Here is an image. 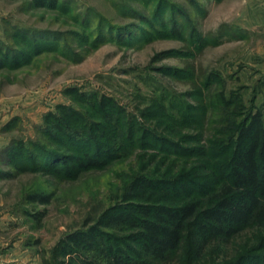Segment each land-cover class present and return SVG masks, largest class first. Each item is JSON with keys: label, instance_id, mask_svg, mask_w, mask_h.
Segmentation results:
<instances>
[{"label": "rangeland", "instance_id": "obj_1", "mask_svg": "<svg viewBox=\"0 0 264 264\" xmlns=\"http://www.w3.org/2000/svg\"><path fill=\"white\" fill-rule=\"evenodd\" d=\"M37 2L0 0V264H84L89 253L68 236L89 231L106 208L126 209L122 187L149 154L158 151L153 167L167 153L186 159L173 148L207 144L221 93L237 122L261 106L264 25L245 24L248 0ZM57 106L83 115L75 126L89 132L52 136L45 117ZM98 121L103 134L92 130ZM84 153L103 167L55 172ZM100 228L108 246L138 248L132 231ZM183 238L150 264H264L255 220L206 244Z\"/></svg>", "mask_w": 264, "mask_h": 264}, {"label": "trees", "instance_id": "obj_2", "mask_svg": "<svg viewBox=\"0 0 264 264\" xmlns=\"http://www.w3.org/2000/svg\"><path fill=\"white\" fill-rule=\"evenodd\" d=\"M37 1L35 5L39 4ZM56 1L50 0L52 6ZM261 94V106L237 122V113L231 109L232 100L221 93L224 112L219 128L207 144L170 151V155L186 158L184 161L168 162L167 153L150 167L151 162H156L158 151L149 154V163L133 172L122 187L120 199L126 209L106 208L89 231L68 236L75 246L89 253L90 260H84V264H150L171 257L187 234L192 233L200 245L230 237L252 220L264 223V85ZM104 103L100 102L102 110ZM56 108V114L45 117L52 136L75 141L82 132H89L85 127L75 126L84 121L83 115L63 106ZM101 118L110 121L106 114ZM93 126L94 131L102 134L106 131L100 121ZM71 161L55 172L78 175L103 167L88 153ZM28 199L42 204L49 202L48 197L40 194ZM100 227L132 231L129 236L138 248L124 251L108 246L106 239L111 235ZM190 227L194 233H190Z\"/></svg>", "mask_w": 264, "mask_h": 264}, {"label": "crops", "instance_id": "obj_3", "mask_svg": "<svg viewBox=\"0 0 264 264\" xmlns=\"http://www.w3.org/2000/svg\"><path fill=\"white\" fill-rule=\"evenodd\" d=\"M248 5L244 10V22L248 26L264 25V0H248ZM259 3V4H258Z\"/></svg>", "mask_w": 264, "mask_h": 264}]
</instances>
